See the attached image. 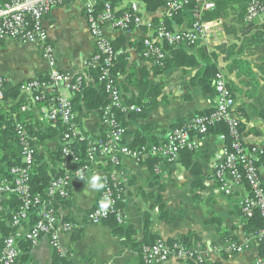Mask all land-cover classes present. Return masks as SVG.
<instances>
[{
    "label": "crops",
    "instance_id": "0c3cea01",
    "mask_svg": "<svg viewBox=\"0 0 264 264\" xmlns=\"http://www.w3.org/2000/svg\"><path fill=\"white\" fill-rule=\"evenodd\" d=\"M7 1L0 0V4ZM131 4L139 6L142 18L151 26H156L158 22L154 20L158 18L160 22L165 20L163 8L149 14L137 0L115 3L114 7L122 12ZM243 7L244 2L236 1L228 8L227 17L225 7V15L221 18L222 45L186 47L184 51L192 56L195 66L156 75L150 69L151 63L143 60L130 46L139 33L121 32L105 26L106 38L110 41L123 39L128 55L125 74L117 77L122 99L133 103L140 99L146 107L143 115L133 114L125 120V143L129 147L137 135L146 143L159 142L179 122L211 110L213 96L203 92L195 77L203 75L213 65L225 76L233 94L242 140L247 146L264 149V22L244 21ZM179 21L177 25L173 23L174 30L189 27L190 15L183 14ZM44 26L53 48V68L73 76L85 74L95 45L87 29L82 2L70 0L53 7L44 19ZM146 31L143 28L141 35ZM199 49L205 51L206 60ZM143 67L149 73L150 88L143 91L127 85L126 90V77L132 73L138 76L137 72ZM50 70L38 45L14 40L0 43V78L5 81L7 91L18 92L17 98L0 102V138L4 140L1 152L14 158L19 155L15 141L8 134L11 124L6 119L10 109L18 107L17 112L28 118L39 165L55 173L62 172L68 178V198L59 200L56 216L76 227L73 232L59 237L65 257L60 258L49 239L43 237L36 245L22 243V264H142L138 250L157 239L168 243L180 241L200 251V262L171 259L167 264L255 263L259 248L251 235L243 232L246 219L240 207L248 191L243 185L234 186L231 195L224 196L216 189L211 177L215 157L222 148V142L214 134L199 138L198 148L192 153H181L174 163L122 157L118 168L123 181L122 232L116 234L103 223L89 224L87 215L98 206L101 194V187H91L89 178L98 175L102 183L101 173L94 167L83 174V181L79 179L77 167L61 154L58 129L53 139L40 141L35 133H49V123L42 111L44 106L16 89L27 81L48 76ZM59 92L69 100L74 97L67 90L60 89ZM76 125L88 141L99 139L105 132L101 117L96 113L79 111ZM0 169L6 172L5 164L0 163ZM260 170L264 183V168ZM13 201L11 198L0 199V246L4 235L12 231L9 218ZM32 224L31 217L23 227L27 229ZM232 240L238 244L246 243V248L240 253L231 252L228 245Z\"/></svg>",
    "mask_w": 264,
    "mask_h": 264
},
{
    "label": "built area",
    "instance_id": "2783aa9c",
    "mask_svg": "<svg viewBox=\"0 0 264 264\" xmlns=\"http://www.w3.org/2000/svg\"><path fill=\"white\" fill-rule=\"evenodd\" d=\"M70 0H9L0 4V43L4 40H14L20 43L38 45L44 58L48 61L51 70L47 81L30 80L20 85V91L28 94L35 103H41L44 118L47 122L61 123L66 131L61 133V154L72 161L77 167L76 173L96 170L102 175L100 203L87 215L89 224L101 225L111 214L119 225L124 223L123 211L115 208L122 199V177L119 174V165L122 157H131L136 161L157 157L168 163H174L179 153L184 150L198 148V139L208 134L209 126L216 122L224 123L229 129L232 138L226 142L224 135L217 137L222 142V148L216 155V164L211 177L216 189L224 196H230L234 186L243 185L248 191L241 201L240 207L243 217L247 220L255 211L259 212L264 222V188L255 165V159L262 149L258 146H247L238 132V118L235 115V101L227 87L225 76L219 71L213 80V107L209 117H192L183 128L172 129L167 132L163 141L158 145L150 144L132 150L125 143L126 127L111 113L113 108L119 109L126 117L131 113H140L139 107L127 105L122 99L121 92L115 83L112 74L115 53L105 34L104 27L109 26L117 31L139 33L144 52L142 57L155 62L166 57L162 45L196 46L201 44L214 47L223 44V22L221 20L203 21L202 12L214 9L211 0H193L200 13L192 16L193 23L182 30L167 31L162 25L151 26L145 23L139 6L131 4L120 16L111 0H106L101 12H97L99 0H79L83 4L84 17L90 36L95 45V53L85 67L98 69V83L103 86L108 98L101 124L105 128L104 137L89 141L86 150L87 162L81 165L70 148L74 142L85 141V137L74 123L75 112L71 100L60 95V89L67 90L72 95L80 92V85L85 74L73 76L53 68V48L49 44L44 19L49 11ZM126 0H116L122 3ZM191 0H164V18L171 20L176 11ZM244 21L264 22V0H253L244 16ZM145 28L146 34L141 35ZM137 40V39H136ZM132 39L131 42L136 41ZM5 81L0 78V102L4 97ZM16 133L20 139L19 156L23 167H14L8 170V179L0 178V199L16 198L19 208L12 214L9 221L11 233L2 239L0 246V264H22L20 262L21 245L28 242L36 245L41 238L47 237L51 246L60 258L65 257L59 237L63 233H71L76 227L58 219L52 208L48 209L46 201L40 196H31L29 189L30 167L34 161V148L28 142V137L20 124H16ZM250 148V149H249ZM69 181L66 176L52 180L47 188L50 199L65 201L68 198ZM104 205H107L105 208ZM37 210V220L25 229L23 226ZM251 238L262 251L254 264H264V227L256 236ZM246 248V243L230 242L228 250L240 253ZM200 251L192 249L183 242L175 241L169 244L161 239L152 244L144 245L139 252L142 264H167L171 259L181 261H201Z\"/></svg>",
    "mask_w": 264,
    "mask_h": 264
},
{
    "label": "trees",
    "instance_id": "16d2710c",
    "mask_svg": "<svg viewBox=\"0 0 264 264\" xmlns=\"http://www.w3.org/2000/svg\"><path fill=\"white\" fill-rule=\"evenodd\" d=\"M105 1L106 0H99L98 1L97 12H101L102 5ZM111 1H112V4L116 3V0H111ZM137 1L143 5L145 11L149 14H154L158 10H160L164 7V0H137ZM211 1L214 3V9L212 11H209V12H202L201 19L203 21L221 20V18H223V16L225 15V13H224L225 7H226V17H227L228 8L231 7V5L233 3H235L236 1L237 2L239 1L241 3L244 2L243 9L245 12V14H244V16H245L247 13L248 7L253 2V0H211ZM126 10L127 9H125V11ZM125 11L123 10L122 12L121 11L117 12L116 16H120ZM200 12L201 11H199V8H198L197 4L195 3V1L191 0V1H188L187 3H185V5H183V7L180 10L176 11V13L174 14V17L171 20L165 19V20H162V22H160V19L158 18L157 21L156 20H154V21L158 22V23H156L157 26L162 25L165 28V30L173 31L174 30L173 29V23L176 25L179 24L180 23L179 20L183 14L186 13V14L190 15V24H189V26H190L193 23V19H192L193 17L192 16H194V14L200 13ZM109 43H110V46L112 47V49L115 53V59L113 61L114 65H113V68L111 69V71H112V74L115 76V83L117 85V77L119 75L124 76V74H125L128 55L125 51L126 49L123 47V39H119L117 41H109ZM130 46L135 48L136 51L140 54L141 58L143 60H145L142 57V54L144 52V46L142 44L141 39H137L136 41L132 42V44ZM162 46H163L162 47L163 50L166 52V57L162 60H159V61L150 62L152 65L151 66L152 68H150V69L152 70V72L155 75L162 73V72H165V71H168V70H171V69H175V68H186V67H191V66L196 65L192 59V56L190 54H187L184 51V48H186V47L192 48L193 46H186V45H176V46L162 45ZM199 52H200L201 56L204 58V60H206L205 51H203V49H202ZM98 71H99L98 69L86 67V73H85L86 75H85L84 81L80 85V92L76 93L74 95V97L71 99V103H72L74 112L76 114L74 117V123L77 122V113L79 111L80 112L86 111L89 113H96V114H99L100 117L103 116L104 110H105L106 106L108 105V98H107V95L104 91L103 86L98 83V74H99ZM218 72L219 71L216 70L215 66L210 65L203 75H196V77H195L196 78L195 80L198 81V85L202 88L203 92L207 96H210V97L214 96V90H213L212 82L214 80L215 75ZM137 73H138V76H135L132 73V74L128 75V77H126V82H125V85H126L125 89L126 90L128 88L127 85L131 86V87H138V88L142 89L143 91L148 90L150 88L149 79H148L149 73L146 70V67H143ZM48 79H49L48 76H46L44 78L35 79V80L47 81ZM16 89H20V86H17ZM3 92H4L3 100L13 99V98L15 99V98H17V95H18V92L7 91L6 88H4ZM230 93L232 95V98L234 99L231 91H230ZM123 100H124V98H123ZM124 102L127 105L139 107L141 109L140 113H131V114L127 115L126 117L123 115V113H121L119 111V109H116V108L112 109L111 113L116 118V120L121 122L125 126V120L126 119L132 118L133 114H137L135 116L143 115L146 111V107L140 101V99L135 103H133L131 101H127V100H124ZM17 108L18 107L11 108L10 113H9L10 116H8L6 119L11 124L10 131L8 134L10 135V137H12V140L15 141V143L17 145L18 152H19V148L21 145H20V139H19V137L16 133V129H15L16 124H20L22 126L23 131L25 132V134L28 137V142H29L30 146L32 148H34V147L32 144V137H31L33 132L30 129V127L28 126V118L25 115L19 114L17 112ZM211 113H212V109L208 110V111L199 112L195 116L196 117H209L211 115ZM191 118H188L187 120L179 122L172 129L183 128L184 125L187 123V121ZM48 123H49V133L48 134L38 135L37 133H35L36 137L40 141L53 139L55 136V133H56L55 131H57V129L59 130L60 133H63L66 131V127L62 126L61 123H59V122L58 123L57 122L56 123L48 122ZM237 129H238V132L241 133L242 128H241V125L239 122L237 124ZM209 134H214L216 136L224 135L226 137L227 143H229L232 139L229 135V129H228L227 125L224 123H220V122H216L215 124H212L209 126V130H208L207 135H209ZM102 136L104 137V133ZM139 136L140 135H137L136 140L130 145V148L132 150L138 149V148H141L144 146H148L150 144L158 145V143H159V142L146 143L141 138V136L140 137ZM161 141H163V140H161ZM3 142H4V140L2 138H0V163L5 164L6 172H8V170H10L11 168H14V167H23L24 165H22L21 158L19 155L15 156V158H14L12 156H9V155L5 156L2 154L1 151L4 148ZM89 146H90V142L88 140H85L82 142H74L70 145V148H71L73 155L81 161V165H85L87 162L86 150L89 148ZM194 150H184V151H181L179 153V155L183 152L192 153ZM150 159H153V160H150ZM155 159H160V158L150 157V158L145 159V160H150L154 163ZM39 164L40 163H39V160H38V157L36 154V150L34 148V161H33L32 166L30 167V171L28 173L29 189H30L31 196L32 197L33 196H40L41 198H43L46 201V204L48 205V209L52 208V210L55 211V213H56V209L60 204L59 200L50 199L47 196L46 191H47V188H48V186L52 180L62 178L65 175L62 172L55 173L52 170H48L44 165H39ZM255 165L259 169V175L261 177V170L260 169L264 168V149H262V152L256 156ZM6 172H4L3 170L0 169V178L8 179L7 178L8 174H5ZM262 185L264 188V183ZM11 199L14 200L13 201L14 202V205H13L14 208L11 210L12 212H11V216L9 218L10 220L12 219V214L15 211H17V209L19 208L18 199H16V198H11ZM115 208H118L121 211L122 210V201L117 202ZM37 213H38L37 210H35L34 214L32 216L33 223H35L37 220ZM103 224L105 226L109 227L110 229H112L113 232L116 234H120L122 232V228L116 222V219L112 214L106 220L103 221ZM263 227H264L263 219L260 216L259 212L255 211L253 213V215L246 220V222L243 226V232L246 235L256 236L263 229ZM8 235L9 234L4 235L3 238L7 237ZM222 235H226V234L222 233ZM225 239L228 240L227 237ZM155 241H153V242H155ZM174 242L175 241H171L169 244L171 245ZM232 242L237 243L235 240H232ZM258 243H259V246H258L259 251H262L261 242H258ZM140 250H141V248L138 251L140 252Z\"/></svg>",
    "mask_w": 264,
    "mask_h": 264
},
{
    "label": "clouds",
    "instance_id": "9594fccd",
    "mask_svg": "<svg viewBox=\"0 0 264 264\" xmlns=\"http://www.w3.org/2000/svg\"><path fill=\"white\" fill-rule=\"evenodd\" d=\"M79 179L81 181H83L84 177H83V173H81ZM89 184L91 187H94V188H100V187H103V184L101 183V177L98 176V175H93L89 178ZM104 207L106 208L107 205H104Z\"/></svg>",
    "mask_w": 264,
    "mask_h": 264
},
{
    "label": "rangeland",
    "instance_id": "374dc122",
    "mask_svg": "<svg viewBox=\"0 0 264 264\" xmlns=\"http://www.w3.org/2000/svg\"><path fill=\"white\" fill-rule=\"evenodd\" d=\"M105 28V27H104ZM5 41V40H4Z\"/></svg>",
    "mask_w": 264,
    "mask_h": 264
}]
</instances>
